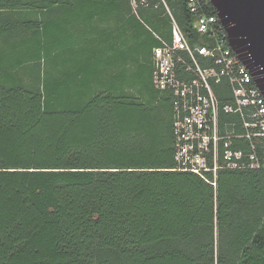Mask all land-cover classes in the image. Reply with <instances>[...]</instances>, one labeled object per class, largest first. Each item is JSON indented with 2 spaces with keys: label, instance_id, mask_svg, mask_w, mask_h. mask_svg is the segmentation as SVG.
<instances>
[{
  "label": "trees",
  "instance_id": "trees-1",
  "mask_svg": "<svg viewBox=\"0 0 264 264\" xmlns=\"http://www.w3.org/2000/svg\"><path fill=\"white\" fill-rule=\"evenodd\" d=\"M166 3L191 47L213 46L187 0ZM163 14L136 17L129 0H0V264H264V169L220 170L216 188L176 170L171 100L147 59L150 30L171 41ZM114 15L135 60L100 30Z\"/></svg>",
  "mask_w": 264,
  "mask_h": 264
},
{
  "label": "built area",
  "instance_id": "built-area-1",
  "mask_svg": "<svg viewBox=\"0 0 264 264\" xmlns=\"http://www.w3.org/2000/svg\"><path fill=\"white\" fill-rule=\"evenodd\" d=\"M129 3L136 17L139 10L162 7L168 19L171 41L149 29L159 43L152 48L151 84L171 100L176 170L195 174L216 188L220 170L264 169V98L251 72L228 46L224 29L218 33L219 20L208 12L210 1L187 0V8L193 29L213 37L211 48L188 44L166 0ZM196 54L213 59V66L202 67ZM216 85H224L231 103L222 104ZM223 115L237 121L222 122ZM241 141L248 143L247 150L234 147Z\"/></svg>",
  "mask_w": 264,
  "mask_h": 264
},
{
  "label": "water",
  "instance_id": "water-1",
  "mask_svg": "<svg viewBox=\"0 0 264 264\" xmlns=\"http://www.w3.org/2000/svg\"><path fill=\"white\" fill-rule=\"evenodd\" d=\"M228 46L251 72L264 98V0H209Z\"/></svg>",
  "mask_w": 264,
  "mask_h": 264
},
{
  "label": "crops",
  "instance_id": "crops-1",
  "mask_svg": "<svg viewBox=\"0 0 264 264\" xmlns=\"http://www.w3.org/2000/svg\"><path fill=\"white\" fill-rule=\"evenodd\" d=\"M115 18L116 17L114 15V16H112L110 18V20L107 23L99 24L100 25V30H103V29L109 27L110 30H108V32L111 33V36H112L111 41L113 43V46L115 47L114 50H117V52H118V51H120L123 48V50H126L127 53H128L129 61H130V59L135 60L137 58L136 50L134 49L135 46H136L135 39L133 37H131L130 32H128V40L126 39V41H122V39L120 37V32H121L120 24H118L115 21ZM132 35H133V33H132ZM151 35L155 38V36L152 33H151ZM102 36H103V34H102ZM147 40H148V43H152L153 42V40L150 39L149 37H148ZM122 44H123V47H121ZM131 49H132V51H131ZM147 59L152 61V51L150 53H148ZM134 65L135 64H133V65L129 64V67L134 68Z\"/></svg>",
  "mask_w": 264,
  "mask_h": 264
}]
</instances>
